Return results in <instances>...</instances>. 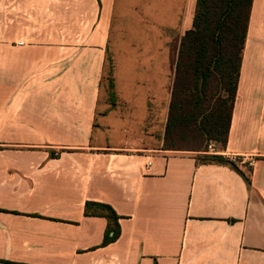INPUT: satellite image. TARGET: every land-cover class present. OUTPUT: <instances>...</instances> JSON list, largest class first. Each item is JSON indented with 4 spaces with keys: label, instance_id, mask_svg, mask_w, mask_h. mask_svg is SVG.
<instances>
[{
    "label": "crops",
    "instance_id": "1",
    "mask_svg": "<svg viewBox=\"0 0 264 264\" xmlns=\"http://www.w3.org/2000/svg\"><path fill=\"white\" fill-rule=\"evenodd\" d=\"M195 7L0 0V264H264V0L221 152L239 172L163 147Z\"/></svg>",
    "mask_w": 264,
    "mask_h": 264
},
{
    "label": "trees",
    "instance_id": "2",
    "mask_svg": "<svg viewBox=\"0 0 264 264\" xmlns=\"http://www.w3.org/2000/svg\"><path fill=\"white\" fill-rule=\"evenodd\" d=\"M251 7L252 0H196L192 27L180 42L165 150L195 152L200 163L239 172L231 159L205 152L210 143L220 152L227 145ZM85 214L106 219L104 245L118 239L119 217L110 206L87 202Z\"/></svg>",
    "mask_w": 264,
    "mask_h": 264
},
{
    "label": "built area",
    "instance_id": "3",
    "mask_svg": "<svg viewBox=\"0 0 264 264\" xmlns=\"http://www.w3.org/2000/svg\"><path fill=\"white\" fill-rule=\"evenodd\" d=\"M205 154H216V155H221V152L219 150L216 149V144L215 143H210L207 146V151L205 152ZM233 162H235L237 164V166L239 165H243L244 161H243V157H237V156H233L230 158Z\"/></svg>",
    "mask_w": 264,
    "mask_h": 264
},
{
    "label": "rangeland",
    "instance_id": "4",
    "mask_svg": "<svg viewBox=\"0 0 264 264\" xmlns=\"http://www.w3.org/2000/svg\"><path fill=\"white\" fill-rule=\"evenodd\" d=\"M60 39V43L61 44H69V45H73V44H77V43H80L81 39L76 37V36H69V37H66L64 39V41L62 40V38H58ZM53 40H55V38H53ZM37 43L36 44H45V38H37ZM66 42V43H65ZM55 43V42H54ZM213 89H215V86L213 85ZM217 146V145H216Z\"/></svg>",
    "mask_w": 264,
    "mask_h": 264
}]
</instances>
